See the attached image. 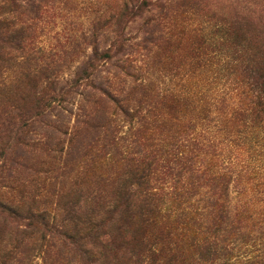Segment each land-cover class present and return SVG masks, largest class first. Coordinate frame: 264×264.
I'll list each match as a JSON object with an SVG mask.
<instances>
[{
    "label": "trees",
    "instance_id": "trees-1",
    "mask_svg": "<svg viewBox=\"0 0 264 264\" xmlns=\"http://www.w3.org/2000/svg\"><path fill=\"white\" fill-rule=\"evenodd\" d=\"M53 1L0 0V83L14 70L33 100L19 110L6 97L1 132L15 150L4 153L55 151L48 129L67 124L63 111L75 105L66 153L80 161L77 181L99 184L77 186L59 214L1 201L0 212L79 264H105L109 225L130 221L141 235L145 223H163L167 244H141L120 264H165L199 236L204 264H264V251L233 254L264 237V32L200 0H94L90 52L65 73L79 45L35 40Z\"/></svg>",
    "mask_w": 264,
    "mask_h": 264
},
{
    "label": "rangeland",
    "instance_id": "rangeland-1",
    "mask_svg": "<svg viewBox=\"0 0 264 264\" xmlns=\"http://www.w3.org/2000/svg\"><path fill=\"white\" fill-rule=\"evenodd\" d=\"M105 2L102 6L107 7L111 1L99 0ZM108 1V2H106ZM202 4L209 7L211 10L222 12H239L241 15L251 17L253 19V28L264 32V0H200ZM94 0H59L53 1L52 6L39 22L40 33L35 36V40L39 45L49 48L54 43L60 44H75L77 52L73 55H68V68L65 73L71 72L84 54L90 52V28L91 20L94 15L93 5ZM250 2H255L256 6ZM1 4V3H0ZM106 4V5H105ZM5 10L8 6H4ZM14 15L16 13H13ZM13 15V17H14ZM18 24L24 21L25 16H17ZM138 24L131 23L127 32L130 35H136ZM262 34V33H261ZM83 36V37H82ZM173 47V46H172ZM170 47V48H172ZM174 49V48H173ZM183 53L179 51L173 54V58L177 54ZM11 83H0V109L5 106V99L8 97V104H13L19 110L20 108L30 109L33 105L32 91L28 84L19 82L18 73L8 72ZM2 80L4 75L0 77ZM166 82V78L163 77ZM161 82V81H160ZM10 84V85H9ZM73 107L66 106V111L63 113L69 116V122L59 128L50 127L48 130L52 133L51 146L56 148L54 151H44L38 149L30 153H4L9 149H14L13 134L2 133L3 128L0 126V201L12 208H18L20 211L41 209L50 211L53 215L60 213L62 209L69 204L70 200L74 199L75 192L70 194L75 189H80L90 192L98 187L95 180L88 178L77 181L74 177V171L77 170V162L79 160L73 157V154L67 155L69 150V133L72 130ZM72 108L71 112L68 109ZM17 112V110H15ZM67 125V128L65 127ZM45 130V129H44ZM44 130H40V133ZM66 130V134L62 131ZM61 149V150H59ZM12 150V151H13ZM75 160H74V159ZM71 172L69 175L65 173ZM78 186V187H77ZM72 200V201H73ZM56 219L60 217L56 215ZM23 222L18 221L12 215L3 214L0 212V264H79V258L74 252L61 253L58 250L47 248L42 244L40 233L33 229V226L25 227ZM24 223L26 221L24 220ZM145 223L144 235L138 232V224L135 221H130L122 225V229H116V224H110L111 247L101 249V256L106 261L105 264H120L125 259V256L133 248H138L141 244L148 245L156 243L159 246L166 245L163 236V223H153L148 226ZM115 228V229H114ZM256 237L255 243L250 240L247 247H236L233 250L234 255H252L260 256L261 251H264V237L254 233ZM199 237L186 240V243L179 242L171 257L165 260V264H204V254L198 247ZM192 242L194 245L187 244ZM252 244V245H251ZM260 244L259 249L255 250ZM157 248V246H153ZM158 249V248H157ZM77 257V258H75ZM161 262V260H158ZM214 264H221L216 260Z\"/></svg>",
    "mask_w": 264,
    "mask_h": 264
}]
</instances>
